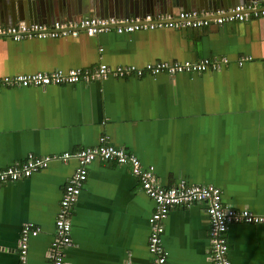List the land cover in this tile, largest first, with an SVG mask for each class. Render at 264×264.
<instances>
[{"label": "crops", "instance_id": "0c3cea01", "mask_svg": "<svg viewBox=\"0 0 264 264\" xmlns=\"http://www.w3.org/2000/svg\"><path fill=\"white\" fill-rule=\"evenodd\" d=\"M169 2L153 3L144 15L184 10ZM139 3L0 0V25L113 12L133 18L142 10ZM220 56L229 63L200 73L109 75L86 84L44 87L1 85L0 168L29 154L45 157L93 147L105 135L110 144L153 167L163 186L212 184L220 188L224 204L264 214V17L203 28L120 34L110 29L93 36L81 31L16 41L0 37V75ZM240 56L247 59L238 65ZM76 165L75 159L50 160L29 177L0 183V264H18L19 233L26 222L39 229L28 240V264H50L55 216ZM153 209V200L127 165L90 162L70 211L71 243L64 264H152L147 242ZM163 225L168 264H213L204 202L171 207ZM226 237L231 264H264V223L230 224Z\"/></svg>", "mask_w": 264, "mask_h": 264}, {"label": "built area", "instance_id": "2783aa9c", "mask_svg": "<svg viewBox=\"0 0 264 264\" xmlns=\"http://www.w3.org/2000/svg\"><path fill=\"white\" fill-rule=\"evenodd\" d=\"M252 17H264V4L252 0L248 4H235L225 9L213 10H180L175 14L147 13L138 17H117L101 15L83 17L77 20H54L47 22H20L11 25H0V37L13 40L22 38H42L57 36H77L81 31L89 36L101 31L113 29L117 33H131L142 29L156 28H203L211 24H223L229 21H247ZM247 59L240 56L236 62L241 65ZM229 63L225 56L202 58L197 61H155L142 66L117 65L110 66L99 63L91 69L69 68L55 69L50 72H34L28 74L0 75V86H40L50 84H86L94 80H102L109 75L124 76L144 74L155 75L161 72L173 76L177 73H200L209 70H219ZM75 159L77 165L63 186L59 208L54 220V234L48 248L50 264H64L65 249L71 243L70 211L76 202L87 177V165L96 160L114 161L125 164L140 183L141 189L154 202V209L148 218L150 234L147 249L152 256V264H168L167 251L162 244L163 222L168 211L173 206H190L195 203H205L209 218V259L213 264H231L228 257V241L226 232L230 224H261L264 214H257L246 208H235L226 205L221 199L219 187L206 184H186L180 181L174 186H163L158 183L153 167H145L136 155L123 147H117L108 142L102 135L97 145L78 148L74 151H64L60 154L38 157L29 154L25 160L15 162L0 168V183L16 181L29 177L34 172L46 167L50 160L67 161ZM38 228L33 223L26 222L21 226L17 246L18 264H28V240L38 234ZM125 264H131L127 261Z\"/></svg>", "mask_w": 264, "mask_h": 264}, {"label": "water", "instance_id": "95a60500", "mask_svg": "<svg viewBox=\"0 0 264 264\" xmlns=\"http://www.w3.org/2000/svg\"><path fill=\"white\" fill-rule=\"evenodd\" d=\"M244 1L245 0H180V1L174 0V3H175V5H181L182 9H184V10H193V9L197 8V11H198V9H200L199 11H202V10H206V11L207 10H213V11H215L217 9H224L228 6H230V7L234 6L237 3H243ZM250 1H252V0H250ZM260 2L264 4V0H261ZM153 3H154V5H161V6L172 4L169 2V0H140V3L137 6L140 5V8L142 9L141 12H139V14L133 13L132 15H136V16L137 15H139V16L144 15V13L147 12V9L152 10L151 7H152ZM113 11H115L114 8H113ZM113 13L114 14H106V15H114L117 17H123V16H118V12L117 13L113 12ZM140 13H143V14H140ZM125 17H127V16H125Z\"/></svg>", "mask_w": 264, "mask_h": 264}]
</instances>
